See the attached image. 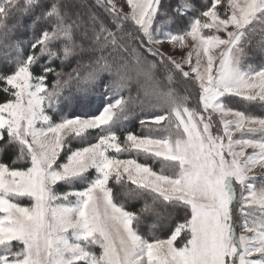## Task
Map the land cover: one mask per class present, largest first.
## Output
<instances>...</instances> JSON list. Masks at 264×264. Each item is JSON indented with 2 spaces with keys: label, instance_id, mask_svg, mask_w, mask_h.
Listing matches in <instances>:
<instances>
[{
  "label": "snow or ice",
  "instance_id": "obj_1",
  "mask_svg": "<svg viewBox=\"0 0 264 264\" xmlns=\"http://www.w3.org/2000/svg\"><path fill=\"white\" fill-rule=\"evenodd\" d=\"M0 44V264H264V0H0Z\"/></svg>",
  "mask_w": 264,
  "mask_h": 264
},
{
  "label": "trees",
  "instance_id": "obj_2",
  "mask_svg": "<svg viewBox=\"0 0 264 264\" xmlns=\"http://www.w3.org/2000/svg\"><path fill=\"white\" fill-rule=\"evenodd\" d=\"M164 2L166 4H172V5H175L178 0H164ZM10 50H6L2 44H0V68L2 67H6L7 64L5 62V55L7 52H9ZM16 57V53L14 50H11L10 51V56L8 57L9 59H14ZM256 62H260V59L257 58ZM65 71H70V67L69 68H66ZM3 98V93H0V99ZM232 103L234 104V106L236 107H241L240 103H239V100L238 99H235L232 101ZM95 110H96V106L94 105L93 108L91 109V112L94 114L95 113ZM253 111L256 112V114H262L259 109L257 108H253L252 109ZM126 129L128 130H131L133 132H136V133H140L141 132V126L139 124V121L138 119H133L132 121L128 122L125 126H124ZM74 146H79V145H74ZM141 162H143V158H141ZM149 163H151V161H149ZM155 167L158 169L159 168V164H156ZM139 205H137L138 207Z\"/></svg>",
  "mask_w": 264,
  "mask_h": 264
},
{
  "label": "rangeland",
  "instance_id": "obj_3",
  "mask_svg": "<svg viewBox=\"0 0 264 264\" xmlns=\"http://www.w3.org/2000/svg\"><path fill=\"white\" fill-rule=\"evenodd\" d=\"M118 3H123V0H117ZM125 10H127V7L125 5ZM178 55L181 54V53H177ZM261 62V61H260ZM260 62H256L257 64H259ZM258 183H259V180H258ZM25 203H27V201H25Z\"/></svg>",
  "mask_w": 264,
  "mask_h": 264
}]
</instances>
